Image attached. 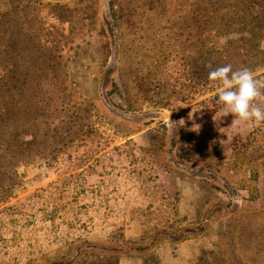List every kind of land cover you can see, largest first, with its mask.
<instances>
[{
	"label": "rangeland",
	"instance_id": "obj_1",
	"mask_svg": "<svg viewBox=\"0 0 264 264\" xmlns=\"http://www.w3.org/2000/svg\"><path fill=\"white\" fill-rule=\"evenodd\" d=\"M260 13L0 0V264H264V123L209 78L264 82Z\"/></svg>",
	"mask_w": 264,
	"mask_h": 264
},
{
	"label": "clouds",
	"instance_id": "obj_2",
	"mask_svg": "<svg viewBox=\"0 0 264 264\" xmlns=\"http://www.w3.org/2000/svg\"><path fill=\"white\" fill-rule=\"evenodd\" d=\"M209 78L218 82L215 95L228 110L222 116L231 113L243 121L264 123V106L258 103L264 96L261 91L264 82L258 81L251 69H233L231 64H226L211 70Z\"/></svg>",
	"mask_w": 264,
	"mask_h": 264
},
{
	"label": "trees",
	"instance_id": "obj_3",
	"mask_svg": "<svg viewBox=\"0 0 264 264\" xmlns=\"http://www.w3.org/2000/svg\"><path fill=\"white\" fill-rule=\"evenodd\" d=\"M247 1L248 2L251 1V5H254V6L257 5L261 10V13L259 14L260 17L264 16V0H262L260 2H256L255 0H247ZM111 62L114 63V58H112Z\"/></svg>",
	"mask_w": 264,
	"mask_h": 264
},
{
	"label": "water",
	"instance_id": "obj_4",
	"mask_svg": "<svg viewBox=\"0 0 264 264\" xmlns=\"http://www.w3.org/2000/svg\"><path fill=\"white\" fill-rule=\"evenodd\" d=\"M39 180H40V178H39ZM32 184V182L31 183H29V185H31Z\"/></svg>",
	"mask_w": 264,
	"mask_h": 264
},
{
	"label": "crops",
	"instance_id": "obj_5",
	"mask_svg": "<svg viewBox=\"0 0 264 264\" xmlns=\"http://www.w3.org/2000/svg\"><path fill=\"white\" fill-rule=\"evenodd\" d=\"M193 251V250H192ZM190 253H191V251H190Z\"/></svg>",
	"mask_w": 264,
	"mask_h": 264
}]
</instances>
